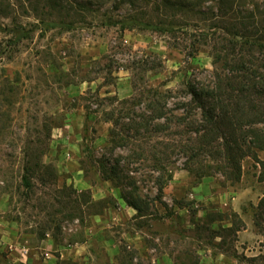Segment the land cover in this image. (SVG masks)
<instances>
[{
	"label": "rangeland",
	"instance_id": "rangeland-1",
	"mask_svg": "<svg viewBox=\"0 0 264 264\" xmlns=\"http://www.w3.org/2000/svg\"><path fill=\"white\" fill-rule=\"evenodd\" d=\"M0 264H264V0H0Z\"/></svg>",
	"mask_w": 264,
	"mask_h": 264
},
{
	"label": "trees",
	"instance_id": "trees-1",
	"mask_svg": "<svg viewBox=\"0 0 264 264\" xmlns=\"http://www.w3.org/2000/svg\"><path fill=\"white\" fill-rule=\"evenodd\" d=\"M253 43L255 44V45H258V47L260 46V47H263V45L261 44V43H258L256 40H254L253 41ZM191 92H192V95L196 98V97H198L199 96V93L195 90V89H193V90H191ZM200 103L202 104L203 102L200 100ZM203 105V104H202ZM205 106V105H204ZM114 133V132H113ZM116 135H117V137H118V135H119V133L117 132L116 133ZM125 138H123L122 137V139H121V137L119 138V139H117V138H111V142H113V144H114V147H116L117 146V144H121L120 146H123V145H125L124 144V142H125ZM107 161H105L104 163H102L101 165L103 166V168L105 169V172L103 173V174H105L104 176H105V178H107V179H112V180H114V179H117L118 181L120 180V177H119V171H118V169H117V167L114 165V164H111V163H107ZM107 170V171H106ZM24 182H25V186L26 187H28V186H30V181H28L27 179H26V176H24ZM133 207L135 208V209H137V210H139V208L137 207V205H133Z\"/></svg>",
	"mask_w": 264,
	"mask_h": 264
},
{
	"label": "crops",
	"instance_id": "crops-1",
	"mask_svg": "<svg viewBox=\"0 0 264 264\" xmlns=\"http://www.w3.org/2000/svg\"><path fill=\"white\" fill-rule=\"evenodd\" d=\"M120 208H121V211H122V205L120 206ZM107 210H109V208L107 209ZM128 210V209H127ZM127 212H130V211H127ZM131 214H132V212H131ZM100 216H96V220L98 221ZM94 227H96V228H98L97 226H96V224H95V226ZM44 242L46 243V244H49L50 243V238H45L44 239ZM54 245V244H53ZM55 246H56V244H55ZM111 249L113 250V248L111 247Z\"/></svg>",
	"mask_w": 264,
	"mask_h": 264
}]
</instances>
